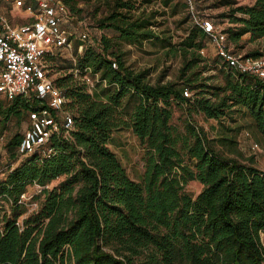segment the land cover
<instances>
[{
  "label": "trees",
  "instance_id": "16d2710c",
  "mask_svg": "<svg viewBox=\"0 0 264 264\" xmlns=\"http://www.w3.org/2000/svg\"><path fill=\"white\" fill-rule=\"evenodd\" d=\"M92 1L106 5L97 18L98 36L89 35L82 51L74 52L71 70L53 79L72 116L69 135L59 129L23 157L20 133L5 142L9 168L0 178V200L8 211L0 214V264H264V170L237 147L241 125L235 123L247 115L264 139V78L227 67L218 54L222 82L199 76L195 65L208 62L200 54L208 37L192 22L179 46L178 79L151 83L149 68L126 64L122 46L157 37L153 25L163 8L184 1ZM63 2L81 16L79 0ZM226 4L220 16L232 23L221 28L228 46L245 33L264 38V0ZM57 54L46 56L48 64ZM85 74H97L91 89ZM188 88L192 94L185 95ZM131 101L127 110L124 103ZM172 102L184 105L183 131L170 121ZM36 106V99L17 95L3 118H21ZM194 113L217 121L212 134ZM123 128L145 147L138 180L109 146L112 133ZM189 180L201 183L195 195L185 190ZM35 183L40 192L19 201ZM30 201L37 206L22 216Z\"/></svg>",
  "mask_w": 264,
  "mask_h": 264
},
{
  "label": "rangeland",
  "instance_id": "374dc122",
  "mask_svg": "<svg viewBox=\"0 0 264 264\" xmlns=\"http://www.w3.org/2000/svg\"><path fill=\"white\" fill-rule=\"evenodd\" d=\"M176 1V0H174ZM183 2V0H179ZM226 1H235V4H250L253 0H197V9L199 13L208 15L213 18L217 27L226 29L232 23L227 17L220 16V13L227 10L228 6ZM79 5L83 7L81 16H76L73 21L74 31L79 29H86L90 37L98 36V20L102 14L106 12L105 3H98L96 1L79 0ZM154 5H159L155 2ZM155 7V6H154ZM160 9H162L160 7ZM165 13L158 15L157 23L153 25L154 30L157 32V37L145 40L141 45L124 43L123 49L125 51L124 57L126 64L134 69L149 68L147 80L151 83L156 81L166 82L178 79L180 68L183 64V55L179 50L181 41L186 35L187 27L193 22L190 18L189 11L184 4L163 8ZM28 13L22 8L13 10L12 19L14 22H24L27 20ZM109 35L112 33L110 30H105ZM79 41L74 40V45ZM203 47L200 50L202 57L208 60L205 63L204 59L199 60L195 68L200 72L199 76H209V81L213 83L222 82L223 72L220 68L217 58L216 48L212 41L206 38L203 41ZM229 47L235 49L242 54L250 51L259 50L264 53V38L251 39L249 33L241 36L237 43L229 41ZM74 54V51H73ZM261 56L264 57V54ZM73 58L70 53H58L54 59L49 61V74L52 79L62 77L71 70L70 64ZM207 65L208 68H203ZM103 87L101 84L97 85V89ZM188 94H192V90L188 88ZM125 99V98H124ZM9 100L0 93V178L4 177L8 166V156L4 147L5 142L15 132L22 135L23 130L27 127L28 117L27 112L22 114V117L14 115L8 118L4 117V109L8 105ZM127 110L132 108V101L124 103ZM172 124L180 131L184 130V121L186 117L183 104L172 102ZM194 118L203 127L211 132V126L217 125V121L213 118H205L201 113H194ZM236 124H240L241 128L237 134V147L242 151L245 156L252 155L255 164L264 170V139L261 135L255 132L250 126V118L247 115H238ZM254 143L258 144V148H253ZM109 146L116 152L121 162L125 166L127 173L134 179H140L144 169V153L145 147L141 144L138 137L132 132L130 128L117 129L112 133L109 140ZM61 177H58L47 184L51 187ZM201 188V183L197 180H189L185 184V190L192 195H195ZM38 184H30L26 188L28 196L40 192ZM41 200V196L36 200ZM37 206V205H36ZM36 206L28 205L26 212L32 210ZM8 211V205L0 200V214ZM261 242L264 247V233L261 234Z\"/></svg>",
  "mask_w": 264,
  "mask_h": 264
},
{
  "label": "built area",
  "instance_id": "2783aa9c",
  "mask_svg": "<svg viewBox=\"0 0 264 264\" xmlns=\"http://www.w3.org/2000/svg\"><path fill=\"white\" fill-rule=\"evenodd\" d=\"M191 20L213 42L222 63L233 69L264 78V57L244 55L232 50L225 32L213 20L199 13L196 0H183ZM22 8L28 13L24 22H14L12 12ZM74 16L63 0H0V93L8 100L20 95L37 100V106L27 110L28 125L17 145L20 157L44 144L50 135L64 130L69 135L73 127L72 116L63 109L65 95L49 74L47 55L82 51L89 38L86 29L74 31ZM79 43L74 45V40ZM112 65L115 67L116 62ZM77 71V69H75ZM82 79L91 89L97 74H85ZM188 95V90H184ZM253 148H258L254 143ZM47 149L45 153L50 152ZM29 196L22 192L19 201ZM36 206L35 201L26 202Z\"/></svg>",
  "mask_w": 264,
  "mask_h": 264
},
{
  "label": "crops",
  "instance_id": "0c3cea01",
  "mask_svg": "<svg viewBox=\"0 0 264 264\" xmlns=\"http://www.w3.org/2000/svg\"><path fill=\"white\" fill-rule=\"evenodd\" d=\"M28 125V124H27Z\"/></svg>",
  "mask_w": 264,
  "mask_h": 264
}]
</instances>
